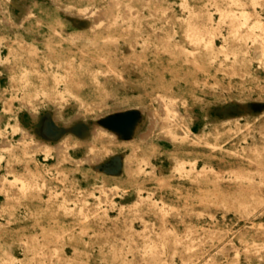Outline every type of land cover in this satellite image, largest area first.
Masks as SVG:
<instances>
[{
  "label": "rangeland",
  "instance_id": "obj_1",
  "mask_svg": "<svg viewBox=\"0 0 264 264\" xmlns=\"http://www.w3.org/2000/svg\"><path fill=\"white\" fill-rule=\"evenodd\" d=\"M0 264H264V0H0Z\"/></svg>",
  "mask_w": 264,
  "mask_h": 264
},
{
  "label": "bare ground",
  "instance_id": "obj_2",
  "mask_svg": "<svg viewBox=\"0 0 264 264\" xmlns=\"http://www.w3.org/2000/svg\"><path fill=\"white\" fill-rule=\"evenodd\" d=\"M22 7V6H21ZM222 8V7H221ZM210 11V10H209ZM86 19V18H85ZM96 19L99 21L100 17L97 15ZM253 20V19H252ZM106 46V45H105ZM108 47H110V45H108ZM105 56V55H104ZM111 57V56H110ZM107 63V62H106ZM202 63V62H201ZM117 66V65H116ZM115 66V67H116ZM117 72V71H116ZM123 85V84H122ZM125 85V84H124ZM127 87V86H126ZM137 89V88H136ZM143 89V88H142ZM178 98V97H177ZM171 105V104H170ZM138 107V106H137ZM228 107V106H227ZM235 108V107H234ZM237 108V107H236ZM251 108V107H249ZM226 109V108H225ZM139 110V109H138ZM253 110V108H252ZM226 111V110H225ZM131 113V112H130ZM135 114V115H134ZM134 114H129L128 112H124L120 115L119 118H116L115 121L117 122L116 124V128L119 132H121L122 135H124L125 137H131L138 129L139 127L142 125V123L145 121L146 116L141 113V112H135ZM158 115L156 113H151L150 117H151V123L150 126L147 130H145L144 132H142L141 137L147 138L149 137L153 132H154V127H155V121H156V117ZM163 118L160 121L161 124L165 125L166 123V118L164 116V112H163ZM173 119V118H172ZM52 121V120H51ZM102 123H104L105 125L106 122L102 121ZM55 125V124H54ZM110 125V124H109ZM81 126L88 129L90 127V123L87 121H82L81 122ZM80 126V127H81ZM64 128V127H63ZM62 129V128H61ZM94 129V128H93ZM96 130L99 133H104L106 131L105 127H97ZM44 131V130H43ZM186 133V132H185ZM30 136L32 137V139H36L37 143L39 146L41 147H49V145H47L45 142V139L43 138L42 135H40L39 131L34 128L33 133H28V132H24V137ZM92 143V142H91ZM64 142L61 144V147L64 146ZM94 144V143H93ZM1 145H6L5 142H3ZM218 147V146H217ZM109 149V148H108ZM137 149H138V145L135 147L134 150V155L137 156ZM179 157V156H178ZM252 159V158H251ZM188 162V161H187ZM255 163H258V161L256 160ZM155 166V164H154ZM118 168V167H117ZM116 170V169H115ZM243 170V169H242ZM110 171V170H109ZM112 171V169H111ZM168 181V180H167ZM216 183V182H215ZM240 184V183H239ZM218 185V184H217ZM237 190V189H236ZM233 191V190H232ZM140 192V191H139ZM138 192V193H139ZM146 195V194H145ZM143 196V195H142ZM246 203V202H245ZM193 208V206H192ZM241 212V211H240ZM82 220V219H81ZM251 221V220H250ZM255 222V221H254ZM232 229V228H231ZM220 230V229H219ZM230 231V230H229ZM182 237V236H181ZM238 238V237H237ZM248 244V243H247ZM195 245V244H194ZM170 246V245H169ZM240 246V245H239ZM244 246V245H243ZM245 247V246H244ZM45 251V250H44ZM239 251V250H238ZM224 255V254H223ZM71 263V262H70Z\"/></svg>",
  "mask_w": 264,
  "mask_h": 264
},
{
  "label": "water",
  "instance_id": "obj_3",
  "mask_svg": "<svg viewBox=\"0 0 264 264\" xmlns=\"http://www.w3.org/2000/svg\"><path fill=\"white\" fill-rule=\"evenodd\" d=\"M121 115V114H120ZM120 115L118 117H120Z\"/></svg>",
  "mask_w": 264,
  "mask_h": 264
}]
</instances>
